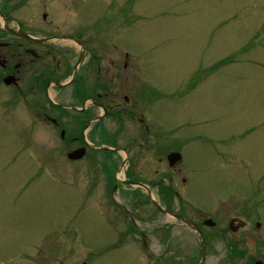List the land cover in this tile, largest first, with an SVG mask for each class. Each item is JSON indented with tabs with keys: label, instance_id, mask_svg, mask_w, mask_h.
<instances>
[{
	"label": "rangeland",
	"instance_id": "obj_1",
	"mask_svg": "<svg viewBox=\"0 0 264 264\" xmlns=\"http://www.w3.org/2000/svg\"><path fill=\"white\" fill-rule=\"evenodd\" d=\"M49 7L60 28L80 23L98 52L103 47L117 58L125 49L131 62L144 63L148 94L158 100L155 111L146 107L149 123L198 136L184 144L189 204L200 214L238 216L251 252L249 227L257 214L264 237V0H51ZM118 8L126 14L116 16ZM190 80L196 87L187 90ZM22 113L0 102V264H154L145 251L170 254L177 246L182 264L184 253L197 254L195 237L180 226V240L161 246L145 229L144 250L138 230L170 219L152 214L133 223L117 206H126L127 186L108 196L95 160L68 159L71 149L56 148L36 132L41 117ZM117 160L104 174L116 169L123 179L127 162ZM212 248L205 264H223L222 244Z\"/></svg>",
	"mask_w": 264,
	"mask_h": 264
},
{
	"label": "flooded vegetation",
	"instance_id": "obj_2",
	"mask_svg": "<svg viewBox=\"0 0 264 264\" xmlns=\"http://www.w3.org/2000/svg\"><path fill=\"white\" fill-rule=\"evenodd\" d=\"M49 3L51 0H0V102L18 106L24 116L34 117L35 113L40 116L35 119L36 132L54 147L71 149L68 152L83 149L80 159L95 160L102 187L107 188L109 196L127 186L130 194L126 206L116 205L130 213L129 220L133 223L137 217L146 223L152 214L156 218L159 215L169 218L152 228L143 226L144 229L138 230V237L145 245L148 240L145 229H149L156 244L161 246L171 240L177 243L180 237L175 236V230L183 227L195 237L197 254L184 253L181 263L198 264L199 240L195 232L169 217L167 213H170L197 227L203 245L201 264L214 251L213 244L224 247L219 258L223 264H236L235 261L243 258L248 259L246 264H264L260 214L253 216L255 229L249 227L254 239H249L252 250L248 253L243 246L248 243L239 235L245 227L243 220L238 216L227 217L224 210L200 214L201 210L189 204L185 190L189 185L190 164L185 161V146L198 136L191 131H174L149 123L146 107L155 111L158 100H151L153 96L148 94L144 63L131 62L125 49L117 58L109 56L110 50L103 47L98 52L80 23L72 25L74 28H60L57 20L50 17ZM54 10H58L57 6ZM124 10L116 9V16L125 15ZM201 70L196 71L197 75L203 73ZM192 81L188 82L187 90L196 87ZM183 88L186 90L185 85ZM65 90H69L68 100L61 97ZM180 91L186 94L182 88ZM162 136L178 146H164ZM201 136L206 138L204 134ZM123 138L125 141H121ZM236 149V155L245 158L244 150ZM120 152L125 155L123 159ZM174 152L179 153V158L169 165L167 156ZM117 158L122 165L127 162L123 179L115 177L116 169L104 174L108 166L118 164ZM131 163L136 171L128 169ZM177 178L185 187L178 188ZM138 211L141 216L137 215ZM205 220L213 225H206ZM177 248L170 254L146 253V256L153 257L149 261L154 264H179ZM167 256L172 258H163Z\"/></svg>",
	"mask_w": 264,
	"mask_h": 264
},
{
	"label": "water",
	"instance_id": "obj_3",
	"mask_svg": "<svg viewBox=\"0 0 264 264\" xmlns=\"http://www.w3.org/2000/svg\"><path fill=\"white\" fill-rule=\"evenodd\" d=\"M83 154V150L82 149H77L75 150V152H70V154H68V157L69 158H72V159H77V158H80ZM168 160H169V163L172 164V163H175L177 161V159L179 158V154L178 153H171L167 156ZM172 217H175V218H178L179 220H181L182 223H184L185 225H187L189 228H192V230H195L196 233L198 234V238L200 239V254L202 256V240H201V236L198 232V230L196 229L195 226H193L188 220L186 219H182L181 217H178L176 215H171ZM204 223L206 225H213L212 221L210 220H205Z\"/></svg>",
	"mask_w": 264,
	"mask_h": 264
}]
</instances>
